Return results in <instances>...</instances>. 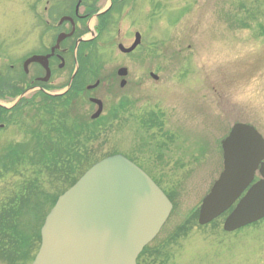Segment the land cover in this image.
<instances>
[{
    "label": "rangeland",
    "instance_id": "374dc122",
    "mask_svg": "<svg viewBox=\"0 0 264 264\" xmlns=\"http://www.w3.org/2000/svg\"><path fill=\"white\" fill-rule=\"evenodd\" d=\"M92 1L98 8L83 40L93 38V44L68 43L65 66L49 80L51 93L67 89L78 46L88 55L79 78L83 90L71 88L54 100L28 94L10 111L14 116L2 117L0 108L7 123L0 129V226L6 230L0 264H30L51 203L114 154L136 164L173 201L137 264H264V218L233 233L223 231L225 217L205 226L196 218L222 171L220 142L232 126L249 124L264 139V0H125L101 21L98 11L110 2ZM45 4L0 0V70L17 75L21 92L30 81L22 63L55 35L43 32ZM135 33L141 45L121 53L119 44L129 47ZM119 68L128 71L124 88ZM96 81L99 87L87 91ZM90 97L105 106L96 120ZM13 102L0 98L6 106ZM60 112L69 124L68 142L57 131ZM22 238L27 256L19 257ZM8 254L18 259L9 262Z\"/></svg>",
    "mask_w": 264,
    "mask_h": 264
},
{
    "label": "water",
    "instance_id": "95a60500",
    "mask_svg": "<svg viewBox=\"0 0 264 264\" xmlns=\"http://www.w3.org/2000/svg\"><path fill=\"white\" fill-rule=\"evenodd\" d=\"M140 42L137 33L131 47L119 46V50L131 53ZM31 63L45 67L46 81L47 57L27 59L25 72ZM117 74L124 78L127 69L121 68ZM125 84L122 80L120 87ZM97 86L98 82L87 89ZM92 102L99 105L92 116L97 119L102 104ZM221 146L224 170L202 202L200 225L209 224L228 210L257 170L261 175L224 222L223 230L233 232L264 218V140L252 126L237 123ZM171 210L167 197L140 168L121 155L107 157L58 198L41 228V244L32 264H136Z\"/></svg>",
    "mask_w": 264,
    "mask_h": 264
},
{
    "label": "flooded vegetation",
    "instance_id": "af4514ba",
    "mask_svg": "<svg viewBox=\"0 0 264 264\" xmlns=\"http://www.w3.org/2000/svg\"><path fill=\"white\" fill-rule=\"evenodd\" d=\"M53 1L54 2L50 3V0H45L46 6L44 8V13H43L44 18H42L41 20H42V25L44 28L43 32H46V33L55 32V35L53 36L51 44L49 46L48 45L42 46V49L40 51L32 53L31 56L29 57V58H32V57H45L46 58L47 57V68L49 70V76L47 77L45 81L44 79L47 76V72H46L45 67H43V65L39 63H31L27 67V72L25 73L23 69V65L25 62L24 60V62L22 63V71L26 76L28 75L30 77L29 78L30 81L28 82V85L26 87L27 89L21 92V90L23 89H19L17 87V81H16L17 75H14V74L9 75V73L11 72L3 74L0 70V83H1L0 98L2 101H4V99H7V102L14 101L11 106H6L0 103V108L2 109V113H3L2 117L5 116L6 114H8V116L9 115L11 116L13 114L14 116V113L10 111H15L20 105V103H22V100L25 98V96L28 94L37 93V94H41L47 97L54 98V97L63 96L69 90H71V87L73 85V82L76 76H74L73 79H72L73 75L71 76V80H70L71 85L67 86L66 87L67 89H65L60 94L51 93L54 90H52L49 87V80L52 78L54 70L56 69L61 70L66 64V59L68 56L67 55L68 49L66 48V45L70 43L72 40H74L75 43L81 39L83 40V37L87 35L86 32H88V24L92 18V17L91 18H88V17L97 11L98 3L92 0H58V1L53 0ZM56 1L58 4L54 5ZM124 1L125 0H110V6H108V11L106 13H108L112 9V7L114 10H117V11L123 9ZM98 12H101V11H98ZM104 27L105 26H103V29ZM60 36H62V38L58 44V48H55L57 44V40L59 39ZM81 42L82 43L89 42L91 45L93 44L94 39L93 38H89L86 40L84 39ZM53 48H54V51L52 52ZM87 56L88 55H84L82 56V58H80L78 54L77 55L73 54L72 61L74 62V64L78 62L79 69L81 67V64L82 65L84 64L83 66L85 69ZM79 61L81 64L79 63ZM31 68L34 69L32 71L33 74H30ZM10 69H13V68H10ZM7 84L9 86H7ZM99 85H100V82H99ZM88 87L89 86H87L86 88ZM76 89L77 87H75V90ZM93 90H87V91L92 92ZM19 92L20 94L18 95ZM111 92H115V91L111 90ZM92 99L101 101L102 107H103L102 113H101V116H102L104 112V107H105L102 100L96 97L88 98L89 101ZM91 104L94 107V113H95V111H97V109L99 108V105L92 103V102ZM124 105H127V104H124ZM122 110L125 111L126 108H123ZM60 113H63V112H60ZM112 113H114V111ZM0 122H2L0 123V129H3V127L5 126L4 123L6 122L1 119H0Z\"/></svg>",
    "mask_w": 264,
    "mask_h": 264
},
{
    "label": "trees",
    "instance_id": "16d2710c",
    "mask_svg": "<svg viewBox=\"0 0 264 264\" xmlns=\"http://www.w3.org/2000/svg\"><path fill=\"white\" fill-rule=\"evenodd\" d=\"M105 16H107V13H105V14H103L102 16H101V19H100V21L101 20H103L104 18H105ZM102 24H104V23H102ZM79 51L80 50H78V56L80 55V58L82 57L81 56V54L79 53ZM84 71V67H83V65H82V67L79 69V71L77 72V74H76V77H75V79H74V82H73V85H72V87L71 88H75V87H77L78 89H80V90H83L82 88H83V81L82 82H80L81 80L79 79L80 77H81V75H82V72ZM84 79V78H83ZM50 99H56V98H50ZM57 99H59V98H57ZM52 115H53V112H52ZM54 119H57V121L59 122V127H57V131H58V133H59V138L60 137H62L63 139H65L66 140V138L68 137V135L70 134V132L68 131V127H67V125H69L67 122H66V120H67V118L65 117V115H64V113H60V114H57L55 117H54ZM72 120H74V119H72ZM72 120H70L69 121V123L70 124H73V123H75V122H72ZM78 124V123H77ZM78 126H81V125H79L78 124ZM82 126H84L85 128H88L90 125L88 124V123H86V122H82ZM77 127V126H76ZM67 141V140H66ZM68 142V141H67ZM50 148V147H49ZM51 152H53V151H51ZM83 174V173H82ZM78 180V179H77ZM76 180V181H77ZM76 181H74L73 183H71V185L70 186H72ZM69 186V187H70ZM68 187V188H69ZM169 197V196H168ZM56 199L57 198H55V200L51 203V207L54 205V203H55V201H56ZM169 199L172 201V199H171V197H169ZM173 202V201H172ZM50 207V208H51ZM196 218H197V216H196ZM8 222H5V224H2L3 226H6V224H7ZM42 223V222H41ZM10 224V223H9ZM8 227V226H7ZM8 228H10V225H9V227ZM12 230H13V227H12ZM6 230H5V228H3L2 226H0V237H2V239H3V241L2 242H4V240L6 239V237L4 236L5 235V232ZM38 232V231H37ZM19 235V234H18ZM4 237H5V239H4ZM21 240V239H20ZM27 241L25 240V238H22V240H21V243H20V245H21V249L19 250V252H17V255H19V257H22V256H24V255H26V252L24 251V248L26 249V245H24L25 243H26ZM39 242H40V238H39V232L37 233V235H36V237H35V243H38L39 244ZM37 248H38V245H37V247H36V249H35V252H36V250H37ZM147 248H145L144 249V251L146 250ZM2 251H0V253H1ZM35 252H34V254H35ZM34 254L31 256V258L30 259H28L29 260V263L33 260V257H34ZM15 254H8V255H6V256H4L5 258H7V260L10 262H15L18 258H17V256H14ZM27 256V255H26ZM25 256V257H26Z\"/></svg>",
    "mask_w": 264,
    "mask_h": 264
}]
</instances>
